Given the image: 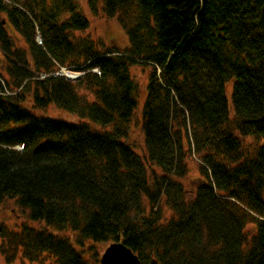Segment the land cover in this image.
<instances>
[{"label":"trees","instance_id":"16d2710c","mask_svg":"<svg viewBox=\"0 0 264 264\" xmlns=\"http://www.w3.org/2000/svg\"><path fill=\"white\" fill-rule=\"evenodd\" d=\"M99 1L107 17L121 16L130 45L122 52L71 40L89 26L77 0H0V200L15 198L31 221L81 240L122 242L141 264H264V0L87 3L96 10ZM136 63L151 67L141 129L145 161L161 172L152 182L124 142L137 106ZM71 64L88 71L76 82L54 74ZM81 87L94 92L92 102ZM28 99L86 121L37 116ZM187 127L202 162L191 200L176 181L187 171ZM238 135L263 142L246 155ZM162 196L174 213L163 223ZM32 244L57 264H97V254L85 258L55 234L37 233Z\"/></svg>","mask_w":264,"mask_h":264},{"label":"rangeland","instance_id":"374dc122","mask_svg":"<svg viewBox=\"0 0 264 264\" xmlns=\"http://www.w3.org/2000/svg\"><path fill=\"white\" fill-rule=\"evenodd\" d=\"M79 10L88 19V28L85 30L71 31V40L75 41L78 38H86L94 41L97 49L105 51L107 49H116L120 52L130 47L128 34L126 33V28L119 21L121 18L120 15H115L113 17H107L102 11V3L99 1L97 9H91L87 0H77ZM4 17V14H1ZM0 16V17H1ZM8 34L11 37L13 44L16 48L25 50L26 60L29 61L30 69H33V63L30 59L29 50L27 49L25 40L21 38L19 33L11 26L10 24L6 25ZM36 41L41 43V38L38 35V32L35 35ZM0 57H2V52L0 50ZM82 65L71 64L65 69L71 70L78 74L76 77L66 78L61 73V68L54 73L55 75L62 76L65 80H70L72 82L78 81L83 74L88 70H80ZM2 68V67H1ZM97 71L96 68L92 69ZM151 67L148 65H143L136 63L130 66V76L133 78L134 82L137 84L136 99L137 106L134 112V115L129 123L128 134L124 139L125 143H129L135 154L139 155L140 159L144 161L146 165V175L149 178V182H152L154 171L156 174L161 175L160 170L153 164H150L145 161V142H144V133L142 132L141 125V115H142V105L145 101L146 96V83L148 81V75L150 73ZM40 77L45 75L39 73ZM231 90L229 86L227 94ZM80 97L86 99L89 102H92L95 99V94L93 91L86 90L84 87L77 89ZM25 107H28L33 114L42 115L46 117H52L54 119H62L68 122H81L77 115L73 113H68L63 109H59L54 104H49L46 108H33V103L28 99L25 103ZM229 117L234 118L233 111H230ZM95 128L99 129L98 125H94ZM186 131L182 132V141L184 144V149L186 152L185 162L187 166L186 174L181 178H176V181L181 184L182 188L187 190V199L191 200L194 198V192L197 187L199 178L202 177L200 168L202 162L200 157L192 151V140H191V130L189 127L186 128ZM237 134V133H236ZM238 138L242 141L241 150L243 154H249L248 152H253V147L258 145V143L263 142V140H257L254 137L246 136L243 137L238 135ZM16 150L21 149L20 145L13 146ZM145 212L150 211L149 204L143 198ZM156 208L159 210V217L161 218L160 222H166L174 217V213L165 202V197L162 196ZM245 231L248 238H251V235L255 232V226L247 224ZM37 233L46 234L51 233L69 242L74 246L76 250H79L85 258L91 257L93 254H97V264L103 251L109 246L110 242H98L94 243L90 240H81L79 234L73 232L69 229L65 231L53 230L48 227L45 223L40 221L30 220L29 213L21 204L17 202L15 198L7 197L0 200V264H57L56 259L53 255L43 252L42 249L35 251L33 242V236ZM81 240L82 245H79L77 241Z\"/></svg>","mask_w":264,"mask_h":264},{"label":"water","instance_id":"95a60500","mask_svg":"<svg viewBox=\"0 0 264 264\" xmlns=\"http://www.w3.org/2000/svg\"><path fill=\"white\" fill-rule=\"evenodd\" d=\"M99 264H141L137 255L122 242H113L103 251Z\"/></svg>","mask_w":264,"mask_h":264},{"label":"bare ground","instance_id":"6f19581e","mask_svg":"<svg viewBox=\"0 0 264 264\" xmlns=\"http://www.w3.org/2000/svg\"><path fill=\"white\" fill-rule=\"evenodd\" d=\"M61 73L66 77V78H69V77H76L78 76L77 73L71 71V70H68V69H65V68H61Z\"/></svg>","mask_w":264,"mask_h":264}]
</instances>
